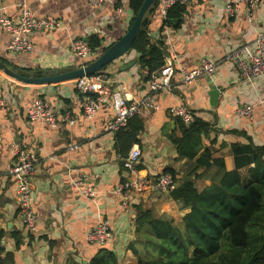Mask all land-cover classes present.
I'll return each instance as SVG.
<instances>
[{"label": "crops", "instance_id": "obj_1", "mask_svg": "<svg viewBox=\"0 0 264 264\" xmlns=\"http://www.w3.org/2000/svg\"><path fill=\"white\" fill-rule=\"evenodd\" d=\"M232 1L192 0L176 26H163L159 5L146 13L150 41L156 45L162 42L165 61L169 58L178 68L192 69L202 58H210L217 65L212 77L200 76L191 84L183 82L178 70L170 90L155 94L158 107L141 108L135 114L130 127L141 124L142 129L134 141L126 134L118 136L104 129L114 116L109 104H104L93 118L85 117L76 79L25 84L0 71V257L9 254L13 264H91L106 248L116 253L119 264L136 263L140 257L155 255L148 246V227L137 230L136 216L142 206L155 217L172 220L184 231V216L191 207L173 199L170 192L134 193L127 207L114 192L127 177L123 157L133 147L141 150V175L173 167L176 187L194 172L201 152L194 159L182 158L170 138L181 134V120L170 112L177 103H184L195 117L210 124V131L202 138L204 147L209 148L212 158H224L226 170L236 168L235 144L264 147V73L246 82L228 57L233 50L249 55L257 37L264 36V0H258L250 22L243 4L238 5L237 15L226 11ZM24 5L38 17H52L61 23L58 29L33 32L30 37L34 48L27 53L10 52L7 34L0 28V59L25 76L55 75L77 68L80 59L71 49L73 39L97 35L106 47L126 32L135 17L130 0H108L98 7L88 0H0V10L14 20ZM139 56L131 49L104 69L114 80L112 88H125L134 99L149 93ZM132 61L135 64L128 66ZM213 87L220 89L215 105L210 96ZM37 98L54 108L55 126L29 120L28 109ZM248 103L254 104L252 116L238 114L237 108ZM66 112L76 119L74 124L64 119ZM20 140L37 149L32 204L38 223L33 231L22 222L16 187L9 174L14 160L12 143ZM73 144L79 148L72 150ZM200 166L192 178L202 191L220 175L215 166ZM253 166L239 169L244 184L250 182ZM74 179H82L83 186L93 188V196L74 188ZM102 219L109 221L114 235L104 247L86 239V232Z\"/></svg>", "mask_w": 264, "mask_h": 264}, {"label": "trees", "instance_id": "obj_2", "mask_svg": "<svg viewBox=\"0 0 264 264\" xmlns=\"http://www.w3.org/2000/svg\"><path fill=\"white\" fill-rule=\"evenodd\" d=\"M142 3L143 0H130V7L135 15ZM158 4L159 0H155L149 11ZM185 12V5L173 6L163 26L178 25ZM172 19H176L178 24ZM148 25L145 15L141 24L142 30L131 49L140 54L139 62L142 67L152 73L165 64V56L161 48L162 42L156 45L150 41ZM87 40L96 56L105 49L97 35L90 36ZM134 118L135 115L128 120L125 127L115 133L118 136L126 134L130 141L136 140L135 135L142 129V125L130 127ZM210 129L207 121L196 117L190 125L181 121V134L170 137L182 158L194 159L201 152L194 172L170 191L173 199L181 200L191 207L190 212L184 216L185 230L172 220L155 217L148 208L138 207L137 230L148 227L151 235L148 246L155 255L151 259L140 257L136 263L127 264H223L215 262L213 257L222 251L224 244L235 251L237 256L245 252L244 258L234 259L232 264H264V147L235 144L233 153L236 168L228 171L224 158H212L209 148L204 147L202 138ZM128 154L129 152L123 158ZM252 163L254 166L250 170V182L244 184L239 169ZM200 165L207 168L215 166L220 175L216 182L202 191L197 189L192 178ZM163 172H170L175 179L176 172L173 167L168 166ZM259 213L262 215L255 220ZM251 224L261 232L260 235L250 234ZM0 264H13L9 254L6 258L0 257ZM91 264H119V261L114 251L104 248Z\"/></svg>", "mask_w": 264, "mask_h": 264}, {"label": "built area", "instance_id": "obj_3", "mask_svg": "<svg viewBox=\"0 0 264 264\" xmlns=\"http://www.w3.org/2000/svg\"><path fill=\"white\" fill-rule=\"evenodd\" d=\"M108 0H88L90 5L98 7ZM192 0H159V9L164 20L168 16L169 10L177 5L187 6ZM245 6L246 19L250 22L255 17V9L258 0H233L226 6V11L231 15H237L240 11L238 5ZM167 26V25H165ZM61 27L59 20L52 17H38L28 6H23L17 20L12 19L8 14L0 10V28L7 34V49L14 53H27L33 50L34 44L30 35L33 32L54 30ZM72 51L80 59V64H88L96 57L87 39L75 38L71 43ZM239 68L241 78L246 82L264 73V36L260 35L256 40L255 49L249 54L242 50H233L228 55ZM216 61L210 58H202L198 66L192 69L177 67L171 59H167L165 64L152 73L145 70L149 93L140 99L128 96L125 88L114 89V83L110 73L101 70L91 75H85L76 79V89L83 96L81 106L85 117L93 118L98 110L109 104L114 110V116L107 120L104 129L115 133L125 127L128 120L141 108L156 109L155 94L164 90H170L173 77L180 71L185 84H191L200 76L212 77L216 69ZM2 102L0 100V106ZM254 104L248 103L237 108V113L242 116H252ZM170 112L190 125L195 120V114L184 103H177L170 108ZM28 118L31 121H44L52 126L56 125L57 115L50 102L43 98H37L28 109ZM64 119L69 124H74L76 119L71 113L66 112ZM72 150L79 148L78 144L70 146ZM11 152L14 156L13 164L9 168V174L14 180L17 191L20 215L22 222L29 230H35L38 223L37 214L32 204L33 174L37 161V149L20 140L12 143ZM141 160V150L133 147L128 156L123 158V167L127 172L124 178L115 188L114 192L122 200V205L127 207L129 199L134 193H141L147 190H156L162 193H169L175 188V179L170 172H160L154 175H141L139 173V163ZM84 180L74 179L72 186L81 190L85 196H93L94 189L84 185ZM114 238L111 224L108 220L102 219L95 226L86 232V239L89 243H97L104 247L109 245Z\"/></svg>", "mask_w": 264, "mask_h": 264}, {"label": "water", "instance_id": "obj_4", "mask_svg": "<svg viewBox=\"0 0 264 264\" xmlns=\"http://www.w3.org/2000/svg\"><path fill=\"white\" fill-rule=\"evenodd\" d=\"M155 0H143V3L134 17L131 26L126 30V32L119 37L116 41L112 42L110 45L106 46L103 51H100L97 56L91 60L88 64L78 66L77 68L55 74L46 76H25L14 68L10 67L3 60L0 59V71L5 75L15 79L18 82L25 84H51L62 82L66 80H73L85 75H91L96 72L103 70L104 67L108 66L110 63L116 61L117 59L126 55L142 30L141 24L146 13L149 11L151 6L154 4ZM174 23H177L176 19H172ZM136 61L129 62L127 65L132 66ZM127 67V66H125ZM220 95V89L218 87H213L210 91V96L212 100V105L218 102Z\"/></svg>", "mask_w": 264, "mask_h": 264}, {"label": "rangeland", "instance_id": "obj_5", "mask_svg": "<svg viewBox=\"0 0 264 264\" xmlns=\"http://www.w3.org/2000/svg\"><path fill=\"white\" fill-rule=\"evenodd\" d=\"M262 215V213H259L255 220H257L258 218H260V216ZM249 232L252 235H257V234H261L260 231L257 230V228H253L252 224L250 225L249 228ZM245 256V252L241 253L239 256H237L235 254V251H233L232 249L229 248V246L227 244H224V248L222 249V251L216 255L215 257H213V260L217 263H223V264H232V262H234L235 260H238L239 258H244ZM153 258V255L150 257H146L144 259H151Z\"/></svg>", "mask_w": 264, "mask_h": 264}]
</instances>
